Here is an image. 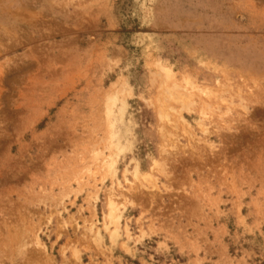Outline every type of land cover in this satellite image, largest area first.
Wrapping results in <instances>:
<instances>
[{"label": "rangeland", "instance_id": "374dc122", "mask_svg": "<svg viewBox=\"0 0 264 264\" xmlns=\"http://www.w3.org/2000/svg\"><path fill=\"white\" fill-rule=\"evenodd\" d=\"M0 264H264V0H0Z\"/></svg>", "mask_w": 264, "mask_h": 264}, {"label": "bare ground", "instance_id": "6f19581e", "mask_svg": "<svg viewBox=\"0 0 264 264\" xmlns=\"http://www.w3.org/2000/svg\"><path fill=\"white\" fill-rule=\"evenodd\" d=\"M162 68V67H161ZM164 69V68H163ZM165 72V71H164ZM166 73H168V72H166ZM166 73L164 74V75H166ZM168 78V77H167ZM186 80L187 79H185V84L187 83L186 82ZM189 83H191V82H189ZM188 83V84H189ZM188 86V85H187ZM191 86V85H190ZM174 87L175 88H179V87H181L182 89L180 90H176V91H174ZM192 87V86H191ZM194 87H195V85H194ZM194 87H192V89L194 88ZM167 90H168V88H167ZM189 90L187 89V87L185 88V86L184 87H182V86H176V84L174 85L173 84V87L172 88H170L169 90H168V98L169 99H171V100H174V101H177V102H179L182 106L181 107H183V108H185V110H187L188 108L186 107V105L189 103V97L187 98V95H189ZM203 92V91H202ZM187 93V94H186ZM166 94V93H165ZM192 96V95H191ZM167 98V97H166ZM185 99H187L188 100V102H187V104H186V100ZM191 101H193L192 99H191ZM194 102V101H193ZM193 102H192V104H193ZM123 105H124V103H122V106L120 107V109H119V113L120 114H122V110H123ZM189 105V104H188ZM109 106V105H108ZM189 107V106H188ZM187 108V109H186ZM182 110V109H181ZM203 110V109H202ZM205 110V109H204ZM204 110H203V112H204ZM160 112H159V116L161 117V118H164V117H166L167 116V114L166 113H164L163 111H161V110H159ZM206 111V110H205ZM106 112V115H108L109 116V112H111V108L110 107H107V111H105ZM179 115V114H178ZM181 115V114H180ZM205 115V114H204ZM203 115V116H204ZM180 117V116H179ZM206 117V116H205ZM167 118H168V116H167ZM202 127V126H201ZM204 128V127H203ZM202 130H204L205 131V129H202ZM208 131V130H207ZM119 150H121L120 148H118ZM101 161V160H100ZM100 164L102 163V165L105 163V161L102 159V162H99ZM108 167L110 168L111 167V164H109L108 165ZM108 196H109V201H108V206L107 207H109V211H108V214H107V216L111 219V223H112V221H113V224H117L118 223V220H119V216L120 215H118L117 213H116V211H117V209L118 208H116L117 206H116V204L114 203V201H112L110 198L112 197L113 198V196H114V194H113V192H112V190L110 189V191L108 192ZM109 220V219H108ZM110 221V220H109ZM110 223V222H109ZM90 226H88V228H87V230L89 229V230H92L93 229V227H92V222H91V224H89ZM117 229V226L115 227V230ZM95 230V229H94ZM127 231V230H126ZM90 232V231H89ZM97 234H98V231L96 230L95 231ZM94 232V233H95ZM116 232V231H115ZM95 233V234H96ZM33 238V239H32ZM31 239H32V241L34 242V244L35 245H37V246H41V242H40V239H39V237H38V235L36 234V233H34L33 234V237H32Z\"/></svg>", "mask_w": 264, "mask_h": 264}]
</instances>
